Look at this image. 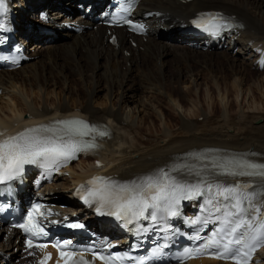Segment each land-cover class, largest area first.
I'll return each mask as SVG.
<instances>
[{
  "label": "bare ground",
  "instance_id": "6f19581e",
  "mask_svg": "<svg viewBox=\"0 0 264 264\" xmlns=\"http://www.w3.org/2000/svg\"><path fill=\"white\" fill-rule=\"evenodd\" d=\"M62 1L55 5L49 0L14 2L18 5L15 9L21 31L36 46L45 41V50L42 55L32 54L29 62L19 69L0 72V131L18 130L39 121L50 125L58 117L74 114L110 125L111 133L102 139L103 150L83 155L68 168V174L56 177L47 186L52 202L75 204L71 196L76 181L96 170L97 159L105 162L101 171L122 180L141 178L186 153L203 152L208 147L228 152L253 151L264 160V105L253 99L255 90L264 87V70L255 81L247 78L252 66L258 67L259 47L261 43L264 45V0H142L138 13L146 23L147 34L132 39L136 46L124 28H107L93 20L91 13L85 18L83 12L73 17V12L79 11L75 7L78 0H68L71 7ZM50 8H54V18L59 17L50 23L55 34L41 32L37 24L29 23L30 18L36 17L33 12ZM207 9L224 10L245 26L238 30L236 45L229 40L222 48L208 46L205 41L197 44L190 41L185 49L182 29L197 12ZM67 21L79 22L83 31L68 32L71 40L58 44L57 29ZM167 33H171L170 38L162 40L161 36ZM113 34L117 37L115 43L110 41ZM40 35L46 37L35 43ZM185 68H189L188 72ZM71 69L82 80L84 94L72 84ZM202 69L209 71L217 89L222 109L219 114L211 106L205 110L198 102L203 95L211 98L208 84L202 87L200 81ZM126 82L133 87L124 89ZM101 87L105 90L102 98ZM150 93L159 94V99L167 103L179 121L170 120L160 100L155 103L159 96L152 97ZM232 93L238 103L236 116L231 113L227 99ZM248 99L251 103H247ZM152 116L158 119V126ZM261 117L263 122L256 124ZM18 238L16 231L8 230L0 221V264H5L4 260L24 264L32 259L26 255L30 251L22 252ZM186 264L232 263L199 259ZM253 264H264V252Z\"/></svg>",
  "mask_w": 264,
  "mask_h": 264
},
{
  "label": "snow or ice",
  "instance_id": "6c2138e0",
  "mask_svg": "<svg viewBox=\"0 0 264 264\" xmlns=\"http://www.w3.org/2000/svg\"><path fill=\"white\" fill-rule=\"evenodd\" d=\"M221 17L210 16L207 20L195 21L198 27L218 30ZM231 27V25H227ZM94 126L80 119H70L56 121L53 126L40 125L36 127L25 128L14 135H3L0 133V182L11 180L18 177L25 169L26 165H43L45 167L57 162L71 160L76 153L89 148H96L94 142H88L83 139L90 132L95 131ZM99 135L105 136L107 132H99ZM79 137V139H77ZM250 168H259L262 171L239 173L240 175H261L264 176V164L248 165ZM236 174V173H233ZM91 185L83 199L86 203L96 202L100 208H107L109 215L123 218L131 214L133 217H143L151 209V219H157V212H164L168 216H176L178 213L174 210L179 204L181 198H188V194H199L201 189L199 185H183L170 176L169 173L161 171L155 176H148L140 182L131 184H117L115 181L103 177H94L88 181ZM211 191V186H208ZM235 191L234 188H218V195H230ZM99 211V209H98ZM230 223V222H229ZM25 232L31 236H40L44 234L43 228L39 222L34 221L30 215L28 223L20 225ZM72 227L79 228L81 225L74 224ZM242 224H236L225 231L217 238L214 233L213 238L203 246L194 249H186L185 259L202 254L214 255L216 259H231L234 264H247L248 253L241 251L237 246L248 247L247 242L242 237H238L239 229ZM256 240V236L251 237ZM43 247L45 245H35ZM28 247H33L32 239L28 240ZM212 250V251H210ZM159 254V249L153 255ZM61 257L64 264H88L80 257L76 259L73 252L61 251ZM106 260V264L113 259L112 257H100ZM41 264H45L41 261Z\"/></svg>",
  "mask_w": 264,
  "mask_h": 264
},
{
  "label": "rangeland",
  "instance_id": "374dc122",
  "mask_svg": "<svg viewBox=\"0 0 264 264\" xmlns=\"http://www.w3.org/2000/svg\"><path fill=\"white\" fill-rule=\"evenodd\" d=\"M54 1V2H53ZM58 0H49V2L50 3H53L52 5H55L56 4V2H57ZM67 1V2H66ZM64 2H65V4H64ZM62 4H64V5H66L67 7H68V5H70V7L72 6L71 4H72V2H70V1H68V0H63L62 2H61ZM68 4V5H67ZM63 8V7H62ZM73 9H74V6H73ZM54 10V9H53ZM78 13H79V11H77V10H75L74 12H73V17H75V16H77L78 15ZM36 19H38L37 18V15H36V17H32V18H30L29 19V23H34V24H37L36 23ZM56 28V26L54 27V29ZM95 28V27H94ZM96 29V28H95ZM37 30V29H36ZM38 31V30H37ZM67 32V33H66ZM68 32L69 31H67L66 29H57V33H58V35H56V36H58L55 40H57V43L58 44H63L64 42H67V41H69V40H71V37L72 36H67L68 35ZM38 33H39V31H38ZM55 34V33H54ZM170 34L171 33H167V34H165V35H163V36H161V39L162 40H166L167 38H170L169 36H170ZM178 35H180V36H182V34H178ZM46 36H41L40 35V37L39 38H35V40L36 41H38V42H40L41 40H44V38H45ZM263 37H264V35H263ZM183 38V37H182ZM49 40H51V37L49 38ZM54 40V41H55ZM35 41V42H36ZM183 44H184V46H186L185 47V49L188 47V44H190V41L185 37V39L183 40V42H182ZM44 44H46L45 43V41H42L41 42V44H37V46H36V44H34V52H32V54L33 55H42L43 54V52H44V50H45V47H44ZM170 44V43H169ZM42 45V47H40ZM134 46H135V44H133ZM238 45H239V43H238ZM46 46V45H45ZM141 50H143V48H141ZM190 51H193L192 49H189V52ZM38 53V54H37ZM250 54V53H249ZM248 54V55H249ZM129 55V54H128ZM179 55V54H178ZM45 60H49V57H47V56H45ZM29 62V61H28ZM92 63H94V61L92 60ZM67 64H69V65H72V63L70 62V61H68L67 62ZM25 65V64H24ZM171 68H170V71L172 70V66H170ZM202 67L200 66V69H201ZM188 70H189V68H185L184 69V71H187L188 72ZM153 71H154V73H157V68H154L153 69ZM205 71V72H204ZM261 71H263V70H258V69H256L254 66H252V68H251V73L247 76V78H248V80L249 81H255L256 79H258L259 78V73H261ZM202 72V73H201ZM69 73L71 74V76H72V80H73V85H74V87H76L77 88V86L79 87V88H77V89H79L80 90V92H81V94H84V91H83V86H82V84H81V81L82 80H79V78H78V74L75 72V70L74 69H71V70H69ZM200 73L202 74L200 77V81L202 82V87L203 86H205V85H207L208 84V86H209V88L211 89V98H208L207 96H205V95H203L200 99H199V104L205 109V110H207L208 108H209V106H211V107H213V109H214V112L216 113V114H219V113H221V108H220V106H219V103H220V97L218 96V93H217V89H216V87L212 84V78H210L211 77V74H208L209 73V71L208 70H204V69H202V71H200ZM139 80L140 81H142L143 79H142V77L141 78H139ZM211 81V82H210ZM61 81H59L58 82V87H60L61 86V83H60ZM75 82H76V85H75ZM206 83V84H205ZM79 85H81V86H79ZM154 86H155V84H153ZM177 84H174V86H176ZM129 86H132L133 87V85H130L128 82H126L125 84H124V89H128L129 88ZM223 85H221V87H222ZM261 88V89H260ZM259 89L260 90H255V92H254V101L256 102V103H261L262 105H264V97H262V96H264V91L262 90L264 87H260ZM133 88H131V90H132ZM130 90V91H131ZM104 92H105V90L101 87V89H100V92H99V95H100V98H102L103 97V94H104ZM234 93V92H233ZM233 93H232V95H229V96H227V99H229L230 101V110H231V113L234 115V116H236L237 115V113H238V108H237V106H238V103H237V101H236V97H235V95H233ZM262 93V94H261ZM130 94V95H129ZM128 97L130 98V99H132L133 97H132V93H128ZM156 95H158L159 96V94H157L156 93ZM155 94L154 95H151V93H150V96H154V97H158V96H156ZM160 98V96L158 97V98H156L157 100H155V103L156 104H158L159 103V101L158 100H160V103L159 104H161L162 105V109L166 112V113H168L169 114V116H170V120H172L173 122H176V120L177 121H179V119L173 114V111L170 109V108H168V106H166L167 105V103L164 101V100H162V99H159ZM193 99H195L194 97H193ZM158 101V102H157ZM251 101V99H248L247 100V103H251L250 102ZM262 101V102H261ZM212 104H213V106H212ZM152 119H154V121H155V125H157L158 126V119H156V117H154V116H152ZM262 119V117L261 118H259V119H257L256 120V124H261L262 122H263V119ZM199 120L200 121H202L203 120V116H200V118H199ZM261 120V121H260ZM259 121V122H258ZM146 133H148V132H146ZM148 136H145V138H147ZM6 237V235L4 236V238ZM20 254H21V252H20Z\"/></svg>",
  "mask_w": 264,
  "mask_h": 264
}]
</instances>
